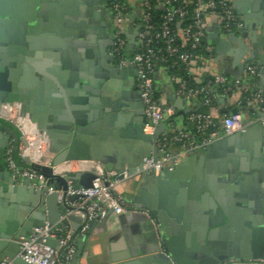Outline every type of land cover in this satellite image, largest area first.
<instances>
[{
  "label": "water",
  "instance_id": "1",
  "mask_svg": "<svg viewBox=\"0 0 264 264\" xmlns=\"http://www.w3.org/2000/svg\"><path fill=\"white\" fill-rule=\"evenodd\" d=\"M101 3L102 0H0V51L9 50L8 56L0 57V109L15 107L18 122L30 123L47 140L50 166L31 164L27 158L21 161L46 179V188L54 190L52 193H47L46 188L35 190L28 180L13 177L5 162L1 164L0 264H28L20 257L21 239L32 229L45 225L70 228V239L77 240L73 256L76 264L89 230L97 227L106 231L110 213L98 224L90 221L87 232L80 236V219L63 218L67 205L59 201V192H65L68 183L74 188H90L97 170L121 171L127 167L131 172L144 158L157 154L154 139L164 132V126L159 124L152 135L144 133L143 107L137 92L122 97L123 101L131 97L130 105L123 104L122 100L120 104L108 105L103 98L105 86L101 83L105 78L109 80L125 73L134 78L136 72L131 67H118L100 48L102 29L98 31V27L104 11ZM76 4H86L95 11L97 25L92 19L87 20L86 31L90 36L86 39H82L83 31L78 32L83 25L69 22L73 20L70 16ZM234 10L243 24L238 31L247 37L248 18L235 4ZM232 40L235 37L230 33L219 42L227 44ZM248 43L241 46L248 52L249 63L244 69L250 64L259 67L258 91L264 98V63L258 53V47L264 50V45L259 44L254 33ZM5 45H8L6 49ZM85 95L89 102L87 108L80 106ZM124 108L136 113L133 122L131 112ZM229 113H239V109H231ZM116 126L122 127L123 138L145 143L146 151L135 163H117L115 152L99 150ZM251 131L254 138L249 135ZM9 144L28 146L17 127L0 118V149H6ZM249 158L251 161H246ZM260 159L264 160V129L252 125L186 156L172 171L164 169L158 176H148L154 177L157 189L169 184L174 187L168 189V195H165L168 190L161 193L160 198L155 194L154 201L144 195L133 198L134 203L147 211L156 244L144 255L105 264H264V241L261 240L264 193L260 190L264 167ZM77 161L89 162L91 166L84 171L60 174L53 171L63 163ZM216 161L219 162L216 164ZM211 164H216L213 171L217 184L204 175L211 171ZM186 169L192 170L194 184L188 190L191 195L187 201L185 196H174L177 190L174 182L183 180L180 173ZM232 179L239 181L238 193L229 197L228 182ZM256 182L259 190L253 185ZM77 197L70 196L68 200L73 202ZM245 197L249 201L246 205L243 204ZM251 234L258 237L256 242L250 241ZM46 244L58 248L54 238H48ZM241 260L244 262L239 263Z\"/></svg>",
  "mask_w": 264,
  "mask_h": 264
},
{
  "label": "built area",
  "instance_id": "2",
  "mask_svg": "<svg viewBox=\"0 0 264 264\" xmlns=\"http://www.w3.org/2000/svg\"><path fill=\"white\" fill-rule=\"evenodd\" d=\"M110 7L115 25L109 55L118 67H131L136 72L134 88L143 107L144 133L152 135L164 119L174 116L172 104H162L156 96L154 77L159 71L167 73L176 98H196L214 86H225V94L232 87L244 92L249 90L237 82L229 86L225 76L209 73L214 50L207 41V23L216 19L226 33L240 30L243 26L231 0H136L134 3L132 0H111ZM156 11L161 13L155 15ZM258 70V66L250 64L244 73L248 80H253L257 79ZM250 87L258 90L255 83ZM247 101H254L257 107L247 120L241 113H229L223 115L217 127L213 114L216 107L210 106V100L206 98L202 104L209 106L208 113L195 111L187 118L193 124L194 133L200 135L199 140L184 131L163 132L154 139L157 154L144 158L141 165L131 172L127 167L121 171L97 170L92 186L87 189L74 188L68 183L65 192H59V201L67 205L63 218H79L81 227L78 235L82 236L87 232L90 221L98 222L108 213L147 215L145 209L132 207L125 201L117 191L118 185L131 177L158 176L164 169L172 171L186 156L249 126L258 125L264 129V98L255 92ZM0 118L14 124L28 143L27 147L9 144L5 149L4 160L8 171L15 178L28 180L35 190L46 188V179L25 163H15L14 156L27 158L31 164L50 166L47 140L40 137L30 123L27 130L19 125L15 107L2 106ZM174 143H182V147L171 152L168 147ZM90 166L89 162H66L53 168V171L57 174L84 171ZM46 189L47 193L54 192L52 187ZM74 195L78 196L76 200L69 202L68 198ZM48 238L56 239L57 249L46 244ZM21 244L20 257L28 264H70L76 251L70 239V228L64 225L34 228L26 238L21 239Z\"/></svg>",
  "mask_w": 264,
  "mask_h": 264
},
{
  "label": "crops",
  "instance_id": "3",
  "mask_svg": "<svg viewBox=\"0 0 264 264\" xmlns=\"http://www.w3.org/2000/svg\"><path fill=\"white\" fill-rule=\"evenodd\" d=\"M136 2V0H135ZM233 9L235 6L240 9L248 18V31L247 37L241 35L238 30L231 32L235 40L223 44L219 42V39H225L230 33L224 32L219 22L216 19H211L206 25L207 41L213 46L217 47L214 51L212 60L210 61L209 73L210 75H223L232 83H239L242 87L247 84V77L244 73L248 52L242 49V45L249 44V37L252 34H256V39L260 45H264V0H231ZM234 3V4H233ZM249 36V37H248ZM259 59L261 63H264V50L259 49ZM235 76V77H234ZM258 82V80H257ZM155 88L157 92V98L162 104H172L174 108V116L171 118H166L163 120L164 133H172L174 131H184L186 130L188 123V115L192 112L197 111L200 108L201 102L198 98H176L173 95L174 86L169 80L167 73L159 71L154 78ZM200 83L197 81V85ZM105 86V94L103 98L108 101V105L120 104L123 96L135 95L136 91L134 89V78L130 77L128 74L116 75L111 79H104L101 86ZM209 91L215 95L218 106L216 107L213 114L215 118L219 121L222 119L223 115L229 114L231 109L238 108L239 113L242 114L243 119L247 120L253 112H256L257 107L254 101H246L243 103L242 92L235 90L230 97H225L223 95L217 94L215 87L209 89ZM111 95V97H109ZM100 96V95H99ZM122 100V101H121ZM83 102L80 104L81 107L87 108L89 106L87 95L83 96ZM123 104L130 105L133 103V99L129 97V100H124ZM131 112V119L136 117V113L133 110L124 108ZM222 111H225L222 112ZM5 121V120H4ZM122 127L116 126L113 135L100 144L99 150L105 153L115 152L117 156V163H135L139 157L143 155L146 151L145 143L140 140L123 138L121 134ZM254 131H251L249 135L254 138ZM144 144V145H143ZM171 152L177 151L176 148H170ZM5 149H0V166L5 162L4 160ZM15 163L21 164V159L15 154ZM264 167V160L260 159ZM246 161H251L247 159ZM219 161H216V164ZM116 163V164H117ZM216 164H211V171L204 174L208 180L216 183L214 173V167ZM237 167L239 164H234ZM1 168V167H0ZM264 169V168H263ZM186 169L180 173V178L183 180H175L174 183L176 194L175 197L181 198L185 196V200H188V196L191 193L188 192L189 189L194 187L191 178L193 177L192 170ZM256 174H259L258 170H255ZM261 173V172H260ZM262 179L260 180L263 188L259 186V183H253L257 190H263L264 193V174H260ZM150 175H142L139 177H131L125 181H122L118 187L117 191L123 196L125 201L136 208H143L139 204L133 202L135 196L144 195L147 199L154 201V195L160 198L159 195L164 193L168 189H173L172 185L163 186L160 189L155 187L154 177H148ZM249 176V175H248ZM252 176V175H251ZM250 178V177H249ZM173 182V181H172ZM237 179H232L228 182L229 190L228 196H237L236 190L239 183ZM183 184V187H182ZM193 184V186H192ZM217 184V183H216ZM184 190L182 193L181 191ZM220 190L217 187V191ZM218 193V192H217ZM169 194V190L165 195ZM220 194V193H219ZM163 196L162 198H164ZM228 198V197H227ZM226 198V199H227ZM190 199V198H189ZM243 204L246 205L248 199L243 198ZM249 202V201H248ZM100 221L96 222L98 224ZM152 221L147 215L140 213H122L119 215L110 214L106 220V231L101 228L93 227L89 230L87 237L83 240V245L81 246V254L77 257L76 264H105L114 261H123L125 259L131 258L133 256H141L148 253L156 242L154 239V229ZM235 231L233 232L234 235ZM81 236V235H80ZM250 241H255L258 237L251 234L249 237ZM235 240V239H234ZM264 241V234L261 237ZM256 242V241H255ZM73 244L77 248V240H73ZM187 250V248H185ZM70 264H73V259Z\"/></svg>",
  "mask_w": 264,
  "mask_h": 264
},
{
  "label": "flooded vegetation",
  "instance_id": "4",
  "mask_svg": "<svg viewBox=\"0 0 264 264\" xmlns=\"http://www.w3.org/2000/svg\"><path fill=\"white\" fill-rule=\"evenodd\" d=\"M87 1V0H85ZM56 4H59V2H56ZM60 6H62L61 4H59ZM111 0H102L101 3V7L103 8V19L100 20L99 22V27H98V31L101 28L102 32H101V37H100V48H102V50L105 52V54L108 56L109 55V49H110V45H111V41H112V32L114 30V20L112 18V14H111ZM94 8V7H93ZM90 11V13H89ZM55 14V12L53 13ZM95 11L94 9L91 10V8L87 7L86 4H82V5H77L76 4V10L75 12L70 16L73 18V20H69V22L73 25H83L81 27L78 28V32L79 31H83V36L85 34L83 38L86 39L87 36H90L88 34L87 30V20L92 19V23H94L95 25H97V20L94 17ZM89 15V16H88ZM65 16V15H64ZM63 16V17H64ZM64 19V18H63ZM86 28V29H85ZM7 28H5L4 30H6ZM86 32V33H85ZM2 48V46H0ZM8 47V45H5V49ZM90 47V46H89ZM89 49L92 50V47H90ZM8 48L3 52L0 51V57L3 56H8ZM239 263H242L244 261H238ZM264 263V261H262Z\"/></svg>",
  "mask_w": 264,
  "mask_h": 264
},
{
  "label": "trees",
  "instance_id": "5",
  "mask_svg": "<svg viewBox=\"0 0 264 264\" xmlns=\"http://www.w3.org/2000/svg\"><path fill=\"white\" fill-rule=\"evenodd\" d=\"M160 13H161V11H156L155 12V15H159ZM169 73H171V72H169ZM252 83L253 84L255 83V86L258 85L257 79L248 80L247 81V84L245 86H247L249 88V90L247 92H244L243 90L241 91L242 92L243 103H245L251 97V95L253 93L259 92L258 90L255 91V90L251 89L250 86L252 85ZM227 84L229 86H231L233 83L230 82L229 80H227ZM190 86H193V84L191 82H190ZM214 87L217 90V94L223 95L225 97H230L232 95V93H234V91L236 90L234 87H232L231 90L228 91L225 94V88H226L225 86H214ZM156 91L157 90L155 88V93L157 95V92ZM197 98L201 102L200 108L196 111L197 113H205V114L208 113L209 106H206V105H203L202 104V101L204 99H206V98L210 100V106H214V107H217L218 106V101H217L215 95L212 94L209 90L208 91H205L204 93H202ZM214 122L216 123L217 127H219V119L218 118H215L214 119ZM188 123H189V126H187L186 130L188 131V133H190L191 135H193V137L195 138L196 141L199 140L200 139V135H197V134L194 133L193 124L190 123L189 121H188ZM175 132H177V131H174V133ZM180 147H182V143H174L172 146L168 147V149L170 150V148H176L178 150Z\"/></svg>",
  "mask_w": 264,
  "mask_h": 264
},
{
  "label": "bare ground",
  "instance_id": "6",
  "mask_svg": "<svg viewBox=\"0 0 264 264\" xmlns=\"http://www.w3.org/2000/svg\"><path fill=\"white\" fill-rule=\"evenodd\" d=\"M6 114L8 115L7 112H6ZM19 125H20L21 127H23L25 130H27L28 126L30 127V124H29L28 122H25V121H23V122H19ZM31 127H32V126H31Z\"/></svg>",
  "mask_w": 264,
  "mask_h": 264
},
{
  "label": "rangeland",
  "instance_id": "7",
  "mask_svg": "<svg viewBox=\"0 0 264 264\" xmlns=\"http://www.w3.org/2000/svg\"><path fill=\"white\" fill-rule=\"evenodd\" d=\"M93 1V0H92ZM135 2V0H132V3H134Z\"/></svg>",
  "mask_w": 264,
  "mask_h": 264
}]
</instances>
